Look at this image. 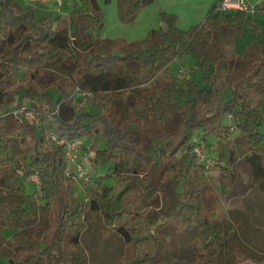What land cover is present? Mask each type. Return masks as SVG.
<instances>
[{"label":"trees","instance_id":"trees-1","mask_svg":"<svg viewBox=\"0 0 264 264\" xmlns=\"http://www.w3.org/2000/svg\"><path fill=\"white\" fill-rule=\"evenodd\" d=\"M118 1L120 20L131 23L157 0ZM221 2L214 0L204 21L187 31L177 28L175 15L160 13L164 30L127 43L91 34L103 27L96 0H71L68 15L55 19L0 0V212H8L9 229L20 230L0 237V264H88L80 246L86 216L122 240L124 264H167L169 231L193 236V264H264V255L219 226L217 195L193 152L203 144L225 192L240 141L264 195V31L249 14L219 11ZM244 31L257 42L241 70L227 49ZM183 59L201 85L170 73L156 79ZM52 70L63 77L45 79ZM81 92L91 95L88 111L74 108ZM23 106L36 124L13 117ZM52 136L91 140L93 163L104 173L86 203L76 200L64 147ZM34 174L38 189L27 194ZM39 216L47 218L43 231L31 229Z\"/></svg>","mask_w":264,"mask_h":264},{"label":"rangeland","instance_id":"rangeland-1","mask_svg":"<svg viewBox=\"0 0 264 264\" xmlns=\"http://www.w3.org/2000/svg\"><path fill=\"white\" fill-rule=\"evenodd\" d=\"M24 6L33 8L36 16L51 17L55 19L58 15L67 16L70 11L71 0H53L50 3H29V0H18ZM103 18V27L100 31L91 34L97 39L115 40L121 39L127 43H134L144 40L150 31L165 29L164 22L159 18L160 13L175 15L178 19L177 28L187 31L191 27L200 25L214 0H157L155 3L140 10L131 23H123L118 12V0H96ZM249 7L254 11L249 14L254 24L264 31V0H249ZM79 26H82L80 24ZM264 41V38L261 39ZM257 42V36H253L249 31H244L241 37L227 49L230 58L240 59L241 70L250 65V53ZM190 63L186 59L174 62L167 71L159 75L156 79L164 77L167 73L173 74L181 82L194 80L200 84L201 75L195 71H190ZM190 71V72H189ZM61 79L63 76L55 70L47 71L45 79L48 77ZM201 85V84H200ZM22 108H25L24 106ZM77 111H88L82 99L74 104ZM15 117V116H13ZM27 118V117H26ZM29 118V117H28ZM223 124L231 127L233 124L229 118H223ZM232 139L237 138V133L233 131ZM214 141L209 140V144ZM91 140L85 139L75 143V150L70 154L66 162V171L74 183L73 194L77 201H85V194L90 190L95 178L104 173L102 169L93 163V152L90 149ZM104 143L97 142V149L101 150ZM239 160L234 172L235 179L232 187L222 192L218 184V171L215 163L210 161L206 177L210 188L217 195L216 209L218 214V224L223 230L235 233L242 243L255 252L257 255H264V195L253 183L250 168L244 161V149L241 142L236 144ZM31 183L26 186V193L32 194L38 189V185ZM9 214L7 211L0 212V237L8 240L13 234L20 230L8 228ZM47 218L37 217L31 229L43 231ZM168 244L165 257L167 264H193L196 250L194 248L193 236L187 233L180 235L169 231L163 237ZM80 246L84 250L88 264H124V256L127 247L122 240L112 232H104L102 222L98 218L86 216V230L81 235ZM223 263L226 262L222 258ZM242 264H253L245 262Z\"/></svg>","mask_w":264,"mask_h":264},{"label":"built area","instance_id":"built-area-1","mask_svg":"<svg viewBox=\"0 0 264 264\" xmlns=\"http://www.w3.org/2000/svg\"><path fill=\"white\" fill-rule=\"evenodd\" d=\"M52 1L53 0H29V3L46 4V3H50ZM219 11L224 12V13L242 12V13H246V14H251L254 11V8L251 9L249 7L248 0H222V2L219 5ZM76 91L78 92L79 90H76ZM79 96L81 97L83 103L85 102L86 98L91 97L90 94L82 93V92L79 94ZM18 113L22 114L24 116V120L28 124L32 125V124L37 123V121L34 118L33 113L31 111L27 110L26 108H21L20 110L14 112L13 115L16 116V114H18ZM51 140L53 142H55L57 145L64 147L65 161L67 162L70 154L76 148V146H75L76 142H66L63 140H57V138L54 136L51 137ZM193 152H194L198 162L202 163L204 165V169L208 170L209 163H210V161H213V160H211L205 156V153L203 151V144L200 143L199 145H196L193 149ZM205 172H206V170H205ZM66 173H67V171H66ZM31 180L33 182H35L37 185L39 184L36 174H34L31 177Z\"/></svg>","mask_w":264,"mask_h":264},{"label":"crops","instance_id":"crops-1","mask_svg":"<svg viewBox=\"0 0 264 264\" xmlns=\"http://www.w3.org/2000/svg\"><path fill=\"white\" fill-rule=\"evenodd\" d=\"M249 1V0H248ZM253 36H255L256 37V35H253Z\"/></svg>","mask_w":264,"mask_h":264},{"label":"water","instance_id":"water-1","mask_svg":"<svg viewBox=\"0 0 264 264\" xmlns=\"http://www.w3.org/2000/svg\"><path fill=\"white\" fill-rule=\"evenodd\" d=\"M0 66H1V63H0Z\"/></svg>","mask_w":264,"mask_h":264}]
</instances>
